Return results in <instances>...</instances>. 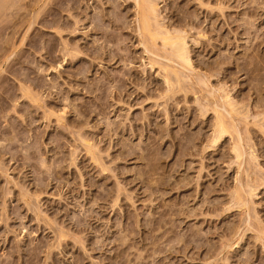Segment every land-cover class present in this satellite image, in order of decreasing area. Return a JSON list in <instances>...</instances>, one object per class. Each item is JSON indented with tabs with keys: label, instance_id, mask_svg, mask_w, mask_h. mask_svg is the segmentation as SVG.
<instances>
[{
	"label": "rangeland",
	"instance_id": "1",
	"mask_svg": "<svg viewBox=\"0 0 264 264\" xmlns=\"http://www.w3.org/2000/svg\"><path fill=\"white\" fill-rule=\"evenodd\" d=\"M0 264H264V0H0Z\"/></svg>",
	"mask_w": 264,
	"mask_h": 264
},
{
	"label": "bare ground",
	"instance_id": "2",
	"mask_svg": "<svg viewBox=\"0 0 264 264\" xmlns=\"http://www.w3.org/2000/svg\"><path fill=\"white\" fill-rule=\"evenodd\" d=\"M146 9H147V8H146ZM148 10H149V9H148ZM142 12H143V11H142ZM146 13H148V12H146ZM144 15H147V14H144ZM144 15L142 16V17H143L142 20H144V22L142 21V25L144 24L143 26H146V25H147V21H145V20H147V18L144 19V17H146V16H144ZM145 24H146V25H145ZM174 43H175V42H173V44H174ZM180 44H182V43H180ZM174 45H175V44H174ZM179 47H180V45H179ZM179 47H178V48H179ZM181 47H182V46H181ZM176 48H177V47H176ZM175 50H176V49H175ZM183 50H184V49H183ZM183 50L180 51V53L183 52ZM179 55H180V54H179ZM183 56H184V55H183ZM181 60H182V59H181ZM182 61H183V60H182ZM186 62H187V61H186ZM217 126H218V128H219V131L217 130L219 135H222V134H224V133L226 132V128H225L223 122L219 121V124H218ZM218 128H217V129H218ZM219 138H220V137H219ZM217 139H218V138H217Z\"/></svg>",
	"mask_w": 264,
	"mask_h": 264
}]
</instances>
